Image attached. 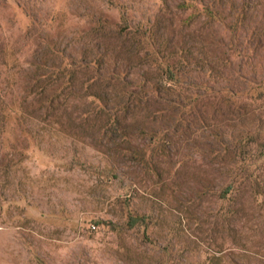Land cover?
<instances>
[{"label":"rangeland","instance_id":"rangeland-1","mask_svg":"<svg viewBox=\"0 0 264 264\" xmlns=\"http://www.w3.org/2000/svg\"><path fill=\"white\" fill-rule=\"evenodd\" d=\"M123 13L141 46L118 37ZM96 57L151 96L168 63L179 103L150 97L113 132L82 113L92 91L111 107L121 90L86 89L81 72L61 123L46 119L39 65ZM259 89L264 0H0V264H264ZM129 213L147 219L130 227Z\"/></svg>","mask_w":264,"mask_h":264},{"label":"trees","instance_id":"trees-1","mask_svg":"<svg viewBox=\"0 0 264 264\" xmlns=\"http://www.w3.org/2000/svg\"><path fill=\"white\" fill-rule=\"evenodd\" d=\"M205 10L208 15L214 16V11L211 6L207 5V8ZM122 22L124 24V29L121 31L118 37H127V34L134 33V35H136L137 43L140 46L144 40H147L149 38L145 31H141L142 29H131L132 27L130 25L129 17L125 13L122 14ZM102 29L103 27L99 26L96 29V32L101 31ZM39 66L40 67L38 71L32 77V79H34L32 86L36 89L35 92L41 95V99L43 100V103L45 105L44 113L46 114V119L52 117L53 122L56 124L61 123V121L59 120L63 118V115L54 113V109L56 108L55 104L62 97L65 100V98L67 97L66 92L75 85L77 76L81 72L89 76L86 89H89L91 87L93 88L94 85L99 84L100 86L103 85L104 88L112 85V87H119V89L121 90L123 94L122 97L116 99L111 107L108 103V99H105V97L102 96L100 92H98L99 90L95 92L92 91L88 94V98L91 99V103H94L96 105V108H94L93 111L88 110L82 113L84 119L90 118L92 113L96 114L98 117L103 118V120H105L104 123L113 132L120 131L121 133L125 134L128 127H130V117L128 113L130 112L131 108H133V106L137 107L142 103L148 102L150 97L158 96L157 99L167 101V103L173 105L179 103L177 99L174 98L175 96L173 97L174 92L172 91V84L179 81V76L174 68H172L168 63L165 66L161 67V69L163 68V71L166 75H162V73L159 72V75H161L159 78L160 81L155 82L158 94H153L152 96L149 95L150 93L146 92V90L131 89L130 87L128 88L126 84V76H122L117 71H113L110 73V75H106L103 72V60L99 57H96L95 61H89L86 58H81L78 60H65L59 65H48L49 68L45 63ZM41 67H43L42 70ZM213 69L215 68L212 64L210 65V71H213ZM149 82V79H146L145 82L142 83V85L144 86ZM262 85L263 83H258L257 87L260 88ZM163 88H165V92H163ZM50 90H54L52 95L48 94ZM262 96H264L263 92L259 89L257 99L261 100ZM222 98L226 102H230V100H232L230 94H225ZM67 99L68 98H66V100ZM5 103L6 95L2 90H0V134H3L5 132L4 126L12 113V110H7V107H5L4 105ZM24 109L25 107H20L21 115L19 117L24 116ZM229 189V187L226 188V190ZM146 219L147 216L144 214L135 215L129 213L127 224L128 226L133 227L139 223L145 222Z\"/></svg>","mask_w":264,"mask_h":264}]
</instances>
